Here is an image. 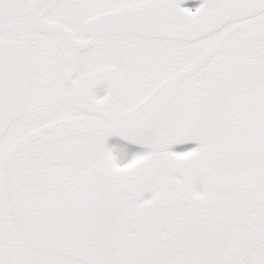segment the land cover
Here are the masks:
<instances>
[{
  "label": "snow or ice",
  "instance_id": "obj_1",
  "mask_svg": "<svg viewBox=\"0 0 264 264\" xmlns=\"http://www.w3.org/2000/svg\"><path fill=\"white\" fill-rule=\"evenodd\" d=\"M0 264H264V0H0Z\"/></svg>",
  "mask_w": 264,
  "mask_h": 264
}]
</instances>
